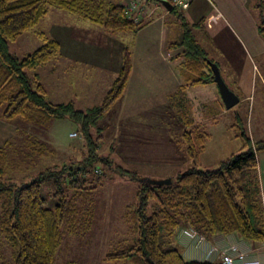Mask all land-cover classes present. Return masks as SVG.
Returning <instances> with one entry per match:
<instances>
[{
  "label": "trees",
  "instance_id": "16d2710c",
  "mask_svg": "<svg viewBox=\"0 0 264 264\" xmlns=\"http://www.w3.org/2000/svg\"><path fill=\"white\" fill-rule=\"evenodd\" d=\"M148 5V9H155L152 4ZM51 8L68 12L114 35L137 32L154 17L146 16L138 24L134 23L126 17L125 6L113 0H0V120L10 124L22 120L46 128L54 120L69 119L80 126L90 146L89 149L85 143L86 152L77 164L54 166L60 170L45 167L46 172L23 185L7 180L13 158L10 154L21 152L14 148L15 139L0 147V202L4 208L0 224V264H5L1 258L4 243L17 248L13 264H55L67 236L76 237L91 231L93 190H97L102 181L92 182L90 168L101 165L140 181L137 173L116 165L109 156L98 154L102 140L99 128L100 135L95 140L91 137V130L125 93L132 70L130 45L123 50L122 68L102 102L85 111L79 110L73 102H50L37 75L39 68L59 55L61 45L57 40L39 33L43 45L34 52L22 59L10 52L9 44L34 29ZM256 9L262 18L259 33L264 37V0L258 1ZM170 16L175 22L171 24L173 39L169 49H184L181 76L185 86L214 84L217 87L207 62L210 58L194 35V30L202 26L204 20L190 24L175 8ZM190 121L192 128L186 130L182 138L191 167L172 178L171 185L140 181L136 203L130 205L126 213V218L136 226L138 239L108 252L105 262L218 264L219 259L215 263L189 259L177 238L180 230L194 231L208 242L218 235L234 238L247 245L251 254H254L253 246L264 245V199L258 168V153L264 151V140L253 142L242 117L236 113L231 128L235 139L241 143L239 152L222 160L217 169L205 170L201 155L210 135L197 126L194 128ZM20 131L18 126L17 137ZM24 137L31 149V155L26 157L41 159L54 154L47 143L33 136ZM51 180L58 201L54 209L47 207L48 200L42 191V184Z\"/></svg>",
  "mask_w": 264,
  "mask_h": 264
},
{
  "label": "crops",
  "instance_id": "0c3cea01",
  "mask_svg": "<svg viewBox=\"0 0 264 264\" xmlns=\"http://www.w3.org/2000/svg\"><path fill=\"white\" fill-rule=\"evenodd\" d=\"M137 1L144 2L145 0ZM258 1L193 0L189 10L183 13L190 24H196L202 20L205 24L210 18L212 24L215 25L211 34L212 58L209 52L205 51L210 59L219 65L223 78L230 89L240 97V102L250 99L249 92L242 98L238 92L242 89L243 75L251 73L253 77L255 73L259 75L264 71V37L259 33L260 20L259 14L256 13ZM152 6L155 9H148L147 16L154 15L153 20L139 31L132 33L129 43L119 42V47L112 43V40H117L116 36L112 38L109 35H106L109 38L106 40V45L81 47L85 36H80L79 33L84 34L83 25L69 29L70 31L63 32L60 31L61 29L56 31L52 38L60 43L61 53L58 58L55 57V61L60 59L58 62L62 63V71L61 73L56 72L55 62L52 85L57 91L55 95L57 94L60 100L54 97L53 99L58 102L53 101L49 96V90L44 88L49 101L54 104L73 102L77 107L80 102L82 105H90L87 108L77 107L82 111L98 106L115 81V75L122 68L123 50L130 45L132 47V70L128 85L124 95L101 119L102 126L99 130L102 141H104V133L109 134L112 140L109 139L111 142L107 150L115 154L121 151L126 154L131 151L133 154L140 153V156H137L140 160L144 157L141 145H136V149L133 147L137 137L143 138L141 135H144L150 140L160 138V140H168L171 144L175 141L178 147L174 142V147L168 146L167 150H163L165 152L176 150L177 155H174L176 158L172 161H181L183 162L181 165L190 166L182 138L183 133L192 128L189 125L190 120L193 126H198L205 122L217 121L222 115L228 113L219 90L214 84L185 86L181 76L184 49H169V43L173 39L172 26L175 22L170 16L172 10L164 4L163 6ZM197 29L194 30L195 37ZM91 32L98 36L97 30L91 29ZM100 32L106 31L100 28ZM197 41L200 43L199 40ZM83 66L93 68L90 73L95 75L85 77L84 73L88 72L80 70ZM109 71L111 72L110 78L107 77L110 74ZM223 73L228 77H225ZM261 80L264 85L263 75H261ZM180 88L182 91L179 92ZM67 93L69 100L65 96ZM160 126L163 128L168 126V130L165 128L166 131L163 133L157 131ZM16 128V125L0 120V147L15 137ZM73 133H77L78 136L71 137ZM52 137L54 139L52 145H63L54 136ZM69 138H81L82 151H86L84 137L80 131H71ZM182 148L186 154L183 153V157H181ZM258 168L264 199V155L263 161L260 162L258 158ZM173 175L176 174L169 173L167 177L174 178ZM187 239L189 240V237ZM253 249L254 258H258L260 263L264 264V245H255ZM187 256L194 260L201 257V254L194 249L189 250ZM218 264H222L221 259Z\"/></svg>",
  "mask_w": 264,
  "mask_h": 264
},
{
  "label": "rangeland",
  "instance_id": "374dc122",
  "mask_svg": "<svg viewBox=\"0 0 264 264\" xmlns=\"http://www.w3.org/2000/svg\"><path fill=\"white\" fill-rule=\"evenodd\" d=\"M128 1L129 0H113V2L123 5ZM146 5L148 10L149 5L147 2ZM256 13L259 14L260 19V11L257 10ZM81 25L84 27V34L79 33V35L85 36L81 47H93V45L99 47L100 44L106 45V40H109L106 35H109L112 38H114L113 36H116L117 40H112V43H115L116 46L119 47V42L122 41L124 43H129L130 38L133 35L131 32L115 35L100 32V28L90 23L82 22V20L75 15L57 8H51L47 16L43 18L34 29L24 34L16 42H11L9 44V50L11 53L22 59L27 54L34 52L43 45V41L38 37L39 33H45L52 38L54 33L60 29V31L65 32ZM214 27L215 25L212 24L210 18H208L202 28L195 31L196 38L200 42L199 44L209 52L211 58L213 56L211 34ZM91 29L97 30L98 36L94 32H91ZM58 57L59 55L56 58ZM56 58L39 68L37 73L43 86L49 90V96L51 99L58 102L57 100H60V97L56 96L57 94L55 95V92L57 93V91L54 88V85H52L55 73L54 64L55 62L57 64V68L55 69L56 72L61 73L62 63L58 62L60 59L55 61ZM92 69L93 68L91 67L83 66V69L80 67L82 72H88L84 73L85 77L95 75L90 73ZM118 74L119 73L115 75V78H117ZM29 75H32V73H29ZM261 75L264 76V71L261 72V74L259 73V75L255 73L253 77L251 73L247 75L244 74L241 79L242 89L238 92L240 93L241 98L249 92L250 99H248V101L242 100L234 108L230 110L227 109L226 111L228 114L222 115L217 121L205 122L197 126V128L210 135L206 143V149L201 155L203 169L215 170L218 168L219 163L222 160H225L233 153L239 152L241 143L239 140L235 139L234 131L231 128L236 113H239L242 117L244 126L253 142H258L261 139H264V85L261 80ZM110 76L111 72L107 77L110 78ZM224 76L228 77L226 74ZM65 96L66 99L69 100L68 93ZM54 97H56L57 100L53 99ZM87 106L90 105H82L80 102L77 105L79 109L87 108ZM13 125L21 128L18 137L16 136V128V135L13 143L14 148L21 150V152H19L18 155H14V153L10 154L13 158L11 157L12 159L7 177L8 182H13L19 185L30 183L38 177L41 172H46L49 168H53L52 170H60L59 168H54L55 165L62 166L67 164L72 166L73 164H77L76 161H80L84 152H86L82 151L83 146L80 144L81 138H69V133L71 131H80L81 134L83 133L80 126L69 119L54 120L50 123V126L46 128H40V126L37 127L25 123L22 120H18L17 124ZM101 126L102 120L91 130V137L93 140L100 135L98 128ZM195 127L196 126L194 125V128ZM165 128L168 130V126H165ZM165 128L160 126L157 131L163 133L166 131ZM29 135L40 141L42 140L41 142L47 141V144L54 151V154L49 155L47 158H43L41 161H39L40 159L38 160V158L33 159L26 157V155H31V149L27 146L24 136H26L27 139H31ZM52 136L64 146L59 144H56V146L52 145V141L54 140ZM103 136L104 141H100L99 148L97 149L98 154L109 156L116 165L122 166L125 170L137 173L140 181H161L170 178L167 177L169 173L176 174L173 175L176 178L178 171L185 173L191 167L187 164H185V166L181 165L183 163H181V161H172L176 158V156H174L177 155L176 150L170 152H165L163 150H167L168 146L174 147L173 144L175 141L171 144L168 140L165 141L161 139V141L160 138L150 140L144 135H141L143 138L137 137L133 143V147L136 149V145H141L144 157L143 160H140L139 157H137L140 156V153L137 154L135 152V154H133L131 151V153L126 154L121 151V153L116 152L115 154L114 152L109 151V149L107 150V147L111 142H109V139L112 140V138H109V134L107 135L105 133ZM143 139L146 140L143 141ZM173 139H176V137H173ZM83 141L90 149L89 142L85 137ZM175 144L178 147L176 142ZM183 153L186 155L184 148H182L181 157H183ZM263 155L264 151L258 153L260 162L263 161ZM45 166L47 169H45ZM89 170V177L92 179V182L94 181V184L100 180L102 181V185L99 186L97 190H93V227L88 233H80L76 237L67 236L58 251L55 264H121L105 262L106 254L125 242L132 244L138 239L136 226L134 222L129 221L126 218V213H128V207L136 203V192L140 181H137L130 176L119 175L101 165H96V169L90 168ZM96 178L99 179L95 182ZM42 191L44 197L48 200L47 207L49 209H54L58 201L54 195L56 189L53 180L43 183ZM3 215L4 208L2 202H0V224ZM15 254H17V248L11 247L6 243L3 244L1 258L3 257L2 261L5 262V264H13Z\"/></svg>",
  "mask_w": 264,
  "mask_h": 264
},
{
  "label": "built area",
  "instance_id": "2783aa9c",
  "mask_svg": "<svg viewBox=\"0 0 264 264\" xmlns=\"http://www.w3.org/2000/svg\"><path fill=\"white\" fill-rule=\"evenodd\" d=\"M146 2L155 6H163V4L165 6L167 4L171 10L175 8L184 13L189 10L193 0H145L144 2L129 0L124 5L126 17L138 24L147 16ZM77 136V133L71 134L73 138ZM177 238L185 247L186 253L189 250L197 249L201 254V257L194 260L215 263L218 259H221L223 264H261L259 259L254 258L251 254L252 251L247 245L228 236L218 235L211 242H208L194 231L180 230Z\"/></svg>",
  "mask_w": 264,
  "mask_h": 264
},
{
  "label": "water",
  "instance_id": "95a60500",
  "mask_svg": "<svg viewBox=\"0 0 264 264\" xmlns=\"http://www.w3.org/2000/svg\"><path fill=\"white\" fill-rule=\"evenodd\" d=\"M165 6L169 7L167 4H165ZM207 62L213 72L214 82L218 87L220 97L226 109L230 110L234 108L240 103V97L233 90H231L228 84L226 83L225 79L222 76L219 65L210 59H208ZM148 183L152 185H160V186L171 185L172 178L164 179L161 181H151L150 180L148 181Z\"/></svg>",
  "mask_w": 264,
  "mask_h": 264
}]
</instances>
